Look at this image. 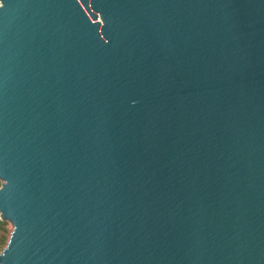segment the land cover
Segmentation results:
<instances>
[{
    "label": "water",
    "instance_id": "obj_1",
    "mask_svg": "<svg viewBox=\"0 0 264 264\" xmlns=\"http://www.w3.org/2000/svg\"><path fill=\"white\" fill-rule=\"evenodd\" d=\"M0 264H264V0H0Z\"/></svg>",
    "mask_w": 264,
    "mask_h": 264
},
{
    "label": "rangeland",
    "instance_id": "obj_2",
    "mask_svg": "<svg viewBox=\"0 0 264 264\" xmlns=\"http://www.w3.org/2000/svg\"><path fill=\"white\" fill-rule=\"evenodd\" d=\"M12 231L13 225L8 221H2L0 219V252L6 247Z\"/></svg>",
    "mask_w": 264,
    "mask_h": 264
}]
</instances>
